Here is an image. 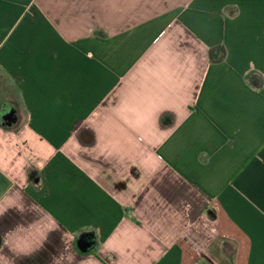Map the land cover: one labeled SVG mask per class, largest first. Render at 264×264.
<instances>
[{"label":"crops","instance_id":"0c3cea01","mask_svg":"<svg viewBox=\"0 0 264 264\" xmlns=\"http://www.w3.org/2000/svg\"><path fill=\"white\" fill-rule=\"evenodd\" d=\"M0 264H264V0H0Z\"/></svg>","mask_w":264,"mask_h":264},{"label":"water","instance_id":"95a60500","mask_svg":"<svg viewBox=\"0 0 264 264\" xmlns=\"http://www.w3.org/2000/svg\"><path fill=\"white\" fill-rule=\"evenodd\" d=\"M15 112L16 110L13 106L8 107L4 115L5 119L8 120L9 122L15 120Z\"/></svg>","mask_w":264,"mask_h":264},{"label":"flooded vegetation","instance_id":"af4514ba","mask_svg":"<svg viewBox=\"0 0 264 264\" xmlns=\"http://www.w3.org/2000/svg\"><path fill=\"white\" fill-rule=\"evenodd\" d=\"M10 106H13L15 108V106L13 104L9 103V104L3 105L2 109L0 110V116H1L0 120H2V122L6 123V124L11 122V121L9 122L8 120H6L5 116H4L6 111H7V108Z\"/></svg>","mask_w":264,"mask_h":264},{"label":"rangeland","instance_id":"374dc122","mask_svg":"<svg viewBox=\"0 0 264 264\" xmlns=\"http://www.w3.org/2000/svg\"><path fill=\"white\" fill-rule=\"evenodd\" d=\"M5 105V104H4ZM2 108L0 107V110H1ZM0 119H1V116H0ZM0 121H2V120H0ZM4 123V122H3Z\"/></svg>","mask_w":264,"mask_h":264}]
</instances>
